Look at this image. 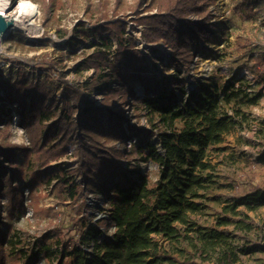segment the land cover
Wrapping results in <instances>:
<instances>
[{
  "label": "trees",
  "instance_id": "1",
  "mask_svg": "<svg viewBox=\"0 0 264 264\" xmlns=\"http://www.w3.org/2000/svg\"><path fill=\"white\" fill-rule=\"evenodd\" d=\"M32 1L40 3L48 24L57 0ZM215 2L135 0L127 16L80 19L66 44L75 51L90 41L93 48L83 51L77 65L78 72L95 70L83 84L69 82L63 75L56 83L50 75L22 71L5 78L0 70L4 93L0 94V264L240 261L235 239L261 228L247 215L237 217L241 206L251 211L264 207V187L255 182L257 173L252 170L262 165L260 158L248 163L243 190L229 198L233 220L225 215L205 228L191 216L203 211L206 192L215 182L211 149L227 136L250 129L257 120L253 108L264 97V50L251 56L258 65V81L232 75L223 84L188 93L186 79L179 74L161 77L155 72L128 30L131 21V29L142 26L145 43L167 44L170 55L162 62L166 69L189 71L217 28L211 9ZM235 7L247 19L264 18V0H237ZM66 35L67 30H60L61 37ZM8 37L35 44L21 32ZM259 83L263 88H258ZM96 90L102 95L97 102L89 94ZM184 96H188L185 102ZM13 113L28 144L8 139ZM69 146L75 148L72 166L65 160ZM53 181L61 196L80 202L82 212L89 204L86 197L79 200L80 193L95 189L106 215L93 223L85 211L84 218L73 220L71 231H77L65 232L54 208L38 200L37 188ZM29 210L39 225L46 220L48 226L34 235L18 236L11 220ZM184 241L189 244L183 246Z\"/></svg>",
  "mask_w": 264,
  "mask_h": 264
},
{
  "label": "rangeland",
  "instance_id": "2",
  "mask_svg": "<svg viewBox=\"0 0 264 264\" xmlns=\"http://www.w3.org/2000/svg\"><path fill=\"white\" fill-rule=\"evenodd\" d=\"M19 1L11 0L12 10L16 8ZM236 2L237 0H216L211 7L216 16L217 28L211 41L202 46L193 59L189 71L183 68L179 73L177 68L166 69L162 62H166L170 55L167 44L164 41L146 43L147 48L141 49L139 44L145 43L141 36L142 26L131 29L133 24L129 21L128 30L133 34L136 47L145 54L147 63L154 67L155 72L161 77L179 74L181 78L186 79L188 93L198 94L202 89L211 88L215 84H223L232 75H245L258 81L259 77L256 74L258 65L251 56L255 57L264 50V18L242 17L237 13ZM34 3L37 4L39 10L34 24L23 29H13L1 38L0 70L3 71L4 77L15 78L17 72L22 71L41 76L50 75L56 83L63 75L69 82L83 84L93 77L95 70L78 72L77 65L83 58V51L87 49L89 52L93 48L90 47V41L75 51L67 46L66 41L71 36L73 27L80 19L92 22L100 16L112 17L115 14L120 17L127 16L135 5V0H121L120 2L118 0H57L54 9L49 13L48 24L44 23L46 16L40 3ZM60 4H63V8ZM60 30H67V35L61 37ZM16 32H21L35 44H22L18 40L9 39L8 35ZM258 88H263V84L259 83ZM0 94L4 93L0 91ZM89 94L96 102L102 98L98 90ZM56 95L58 97L62 95V88L56 91ZM187 99L188 96H184L183 102ZM123 107L121 111L125 112L126 104H123ZM253 112L257 120L250 129L227 136L224 143L210 151L211 160L216 165L215 182L206 192L207 198L204 200L203 211L191 216V219L201 227L216 225L217 218L225 215L230 216L231 220L235 218L229 214V207L232 204L229 198L234 193L243 190L242 182L250 173L248 163L258 158L261 159L262 165H256L252 170L257 173L255 182L264 187V97L259 106L253 108ZM12 118L13 123L9 127L8 139L11 142L28 144L26 132L18 125V118L14 113ZM142 123L147 126L145 119ZM2 138L3 133L0 132V140ZM74 150L73 146H69V155L65 159L69 166L73 165ZM143 166L145 169L149 167L148 165ZM54 184L55 181L49 186L40 185L37 188L38 200L41 205L54 208L58 219L64 222L65 232L70 230L73 235L75 230L77 231L76 228L71 231L74 227L73 220L78 217L84 218L86 212L89 218H93V223L106 215L101 209L102 202L95 189L85 188L80 193L79 200L86 197L89 204L88 209L85 208L86 212H82L79 207L80 202L73 201L75 199L67 194L61 196ZM237 210L240 212L237 217L247 215L254 219L261 228L244 233L242 237L235 239V244L241 250L240 261L236 264H264V207L251 211L246 206H241ZM11 223L15 226L18 236L28 233L34 235L45 231L48 226L46 220L39 225L32 217L31 210L24 217L12 219ZM229 227L234 228L233 225ZM155 239L167 246V241L163 238L156 236ZM187 244H189L187 241L183 242V246ZM170 252L173 253L172 250ZM174 256L181 257L178 252H174Z\"/></svg>",
  "mask_w": 264,
  "mask_h": 264
},
{
  "label": "bare ground",
  "instance_id": "3",
  "mask_svg": "<svg viewBox=\"0 0 264 264\" xmlns=\"http://www.w3.org/2000/svg\"><path fill=\"white\" fill-rule=\"evenodd\" d=\"M11 0H0V13L12 19L16 28H27L33 25L35 17L38 13V6L32 0H20L16 8L10 10ZM1 38H0V52H1Z\"/></svg>",
  "mask_w": 264,
  "mask_h": 264
},
{
  "label": "water",
  "instance_id": "4",
  "mask_svg": "<svg viewBox=\"0 0 264 264\" xmlns=\"http://www.w3.org/2000/svg\"><path fill=\"white\" fill-rule=\"evenodd\" d=\"M13 29H15L14 21L0 13V38L7 35Z\"/></svg>",
  "mask_w": 264,
  "mask_h": 264
},
{
  "label": "built area",
  "instance_id": "5",
  "mask_svg": "<svg viewBox=\"0 0 264 264\" xmlns=\"http://www.w3.org/2000/svg\"><path fill=\"white\" fill-rule=\"evenodd\" d=\"M145 44H146V43H144V42H143V43H140V44H139V47H141V49H143L144 47L147 48L148 44H146V45H145Z\"/></svg>",
  "mask_w": 264,
  "mask_h": 264
}]
</instances>
